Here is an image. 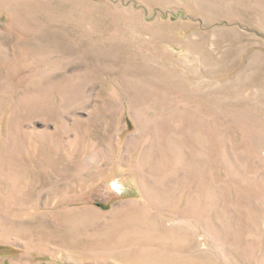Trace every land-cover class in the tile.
<instances>
[{
  "label": "rangeland",
  "instance_id": "obj_1",
  "mask_svg": "<svg viewBox=\"0 0 264 264\" xmlns=\"http://www.w3.org/2000/svg\"><path fill=\"white\" fill-rule=\"evenodd\" d=\"M0 264H264V0H0Z\"/></svg>",
  "mask_w": 264,
  "mask_h": 264
}]
</instances>
